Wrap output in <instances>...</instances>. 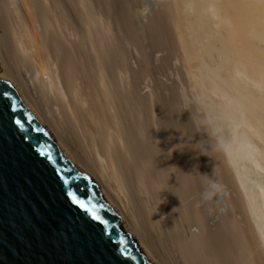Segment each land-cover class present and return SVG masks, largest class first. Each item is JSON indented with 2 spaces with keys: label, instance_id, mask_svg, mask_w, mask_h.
Listing matches in <instances>:
<instances>
[{
  "label": "bare ground",
  "instance_id": "bare-ground-1",
  "mask_svg": "<svg viewBox=\"0 0 264 264\" xmlns=\"http://www.w3.org/2000/svg\"><path fill=\"white\" fill-rule=\"evenodd\" d=\"M0 78L154 264H264V0H0Z\"/></svg>",
  "mask_w": 264,
  "mask_h": 264
},
{
  "label": "water",
  "instance_id": "water-1",
  "mask_svg": "<svg viewBox=\"0 0 264 264\" xmlns=\"http://www.w3.org/2000/svg\"><path fill=\"white\" fill-rule=\"evenodd\" d=\"M0 264H154L2 78Z\"/></svg>",
  "mask_w": 264,
  "mask_h": 264
},
{
  "label": "rangeland",
  "instance_id": "rangeland-1",
  "mask_svg": "<svg viewBox=\"0 0 264 264\" xmlns=\"http://www.w3.org/2000/svg\"><path fill=\"white\" fill-rule=\"evenodd\" d=\"M172 58L173 59H171L169 61V63H166V65L163 62H159L158 64H159L160 70L161 71L164 70V72L174 74L172 76L176 80V83L179 85V87H180L179 90L183 93H186V95L188 96V106L189 105H196L197 106L198 104H201V102H200L201 99L195 95V92L193 93L192 89L185 88L184 86L181 85V80H180L179 76H180V74L185 73V68L187 67V65H186L187 62L185 61V53L179 48L175 52V56H173ZM162 65H164V67ZM185 76L186 75L184 74V76H182V78ZM183 79H186V77Z\"/></svg>",
  "mask_w": 264,
  "mask_h": 264
},
{
  "label": "snow or ice",
  "instance_id": "snow-or-ice-1",
  "mask_svg": "<svg viewBox=\"0 0 264 264\" xmlns=\"http://www.w3.org/2000/svg\"><path fill=\"white\" fill-rule=\"evenodd\" d=\"M17 123L19 124L20 122H19V121H17ZM69 195H70V196H72V194H71V193H70ZM72 198H73V200H74L75 202L79 203V201H78V200H76V198H75L74 196H72ZM93 218H95V217H93Z\"/></svg>",
  "mask_w": 264,
  "mask_h": 264
}]
</instances>
